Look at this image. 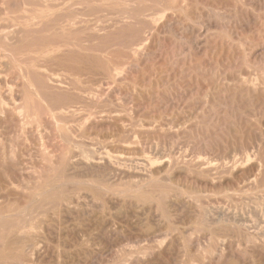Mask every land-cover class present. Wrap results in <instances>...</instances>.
Here are the masks:
<instances>
[{"label":"rangeland","instance_id":"obj_1","mask_svg":"<svg viewBox=\"0 0 264 264\" xmlns=\"http://www.w3.org/2000/svg\"><path fill=\"white\" fill-rule=\"evenodd\" d=\"M61 1L0 0L1 264H264V0Z\"/></svg>","mask_w":264,"mask_h":264},{"label":"bare ground","instance_id":"obj_2","mask_svg":"<svg viewBox=\"0 0 264 264\" xmlns=\"http://www.w3.org/2000/svg\"><path fill=\"white\" fill-rule=\"evenodd\" d=\"M38 1H39V0H38ZM90 1H91V0H90ZM123 1H124V0H123ZM131 1H132V0H131ZM131 1H129V4H130ZM61 2H62V4H63V0H62ZM84 2H85V1H84ZM86 2H87V1H86ZM132 2H133V1H132ZM145 2H146V1H145ZM48 3H49V1H48ZM57 3L59 4V2H57ZM75 3H76V2H75ZM58 4H57V5H58ZM79 4H80V2H79ZM143 4H144V3H143ZM52 5H53V3H52ZM72 5H73V4H72ZM81 5H82V4H81ZM146 5H148V4H146ZM150 5H151V3H150ZM82 6H83V5H82ZM131 6H132V5H131ZM138 6H140V5H138ZM143 6H144V5H143ZM52 7H53V6H52ZM74 7L76 8V5H75ZM74 7H72V8H74ZM145 7H146V6H145ZM40 8H41V7H40ZM63 8H64V7H63ZM72 8H71V9H72ZM77 8H78V6H77ZM77 8H76V9H77ZM82 8H83V7H82ZM180 8H181V7H180ZM182 8H183V7H182ZM44 9H45V8H44ZM65 9H67V8H65ZM78 9H79V8H78ZM78 9H77V10H78ZM80 9H81V8H80ZM153 9H154V8H153ZM153 9H152V11H154ZM155 9H157V8H155ZM69 10H70V9H68L67 11L70 12ZM81 10H82V9H81ZM85 10H87V9H85ZM85 10H84V11H85ZM129 10H130V9H129ZM144 10H145V9H144ZM150 10H151V9H150ZM158 10H159V9H158ZM67 11H66V12H67ZM88 11H89V9H88ZM117 11H118V10H117ZM139 11H140V10H139ZM145 11H146V10H145ZM145 11H143V12H145ZM160 11H161V10H160ZM171 11H172V9H171ZM73 12H74V11H73ZM76 12H77V11H76ZM155 12H156V11H155ZM85 13H86V11H85ZM60 14H61V13H60ZM63 14H64V13H63ZM67 14H68V13H67ZM128 14H129V13H128ZM147 14H150V13H147ZM119 15H120V14H119ZM121 15H122V14H121ZM136 15H137V14H136ZM70 16H71V15H70ZM70 16H69V17H70ZM74 16H76V15H74ZM147 16H148V15H147ZM118 17H119V16H118ZM127 17H128V16H127ZM0 18H1V17H0ZM57 18H58V17H56V19H57ZM59 18H60V15H59ZM66 18H68V17H66ZM131 18H132V17H131ZM134 18H135V17H134ZM141 18H142V17H141ZM141 18H140V19H141ZM60 19H61V18H60ZM64 19H65V18H64ZM114 19H115V18H114ZM125 19H126V18H125ZM63 21H64V20H63ZM75 21H76V20H75ZM78 21H79V20H78ZM78 21H77V22H78ZM80 21H82V20L80 19ZM136 21H137V20H136ZM133 22H134V21H133ZM60 23H61V22H60ZM74 23H75V22H74ZM129 25H131V24H129ZM1 26H2V25H1ZM1 26H0V27H1ZM2 27H3V26H2ZM55 28H56V27H55ZM85 28H86V27H85ZM83 29H84V28H83ZM136 31L139 32V30H136ZM0 32H1V31H0ZM7 34H8V33H6V35H7ZM84 35H85V34H84ZM0 36H3V35H0ZM5 37H6V36H5ZM76 37H77V36H76ZM71 38H72V37H71ZM3 39H4V37H3ZM80 39H81V36H80ZM80 39H79V40H80ZM86 39H87V38H86ZM4 40H5V39H4ZM4 40H3V41H4ZM52 40H54V39H52ZM75 40H76V39H75ZM81 40H82V39H81ZM73 41H74V40H73ZM77 41H78V40H77ZM82 41L84 42V40H82ZM1 42H2V41H1ZM1 42H0V43H1ZM48 42H49V41H48ZM52 43H53V42H52ZM67 45H68V44H67ZM69 45H71V44H69ZM59 46H61V45H59ZM74 46H75V45H74ZM88 46H89V45H88ZM54 47H57V46H54ZM61 47H62V46H61ZM69 48H70V47H69ZM88 48H89V47H88ZM47 49H48V48H47ZM47 49H44L45 53H46V50H47ZM52 49H53V47H52ZM56 49H57V48H56ZM70 49H71V48H70ZM64 50H65V49H64ZM48 51H49V49L47 50V52H48ZM66 51H67V50H66ZM75 52H76V49H75ZM78 52H79V51H78ZM42 53H43V52H42ZM42 53H41V54H42ZM70 53L73 54L72 52H70ZM70 53H69V54H70ZM80 53H81V52H80ZM82 53H83V52H82ZM86 53H87V52H86ZM4 54H5V53H4ZM71 54H70V56H71ZM76 54H77V53H76ZM55 55H56V54H55ZM59 55H62V54H59ZM63 55H65V54H63ZM67 55H68V54H67ZM87 55H88V53H87ZM70 56H68V57H70ZM74 56H75V55H74ZM60 57L62 58V56H59V58H60ZM72 57H73V56H72ZM84 57H85V56H84ZM54 59H55V58H54ZM42 60H45V58L39 60V61H40L39 63H42V62H43ZM55 60H56V59H55ZM41 61H42V62H41ZM45 61H46V60H45ZM45 61H44V62H45ZM47 61H48V60H47ZM49 62H51V61H49ZM52 62H53V61H52ZM45 63H46V62H45ZM47 63H48V62H47ZM47 63H46V64H47ZM35 65H36V64H35ZM31 66H32V65H31ZM40 66H42V65H40ZM103 67H104V66H103ZM40 68H41V67H40ZM66 70H67V69H66ZM35 71H36V70H35ZM37 71H38V70H37ZM38 72H39V71H38ZM52 72H53V71H52ZM111 73H112V72H111ZM40 74H41V72H40ZM50 74H51V73H50ZM43 75H44V74H43ZM62 75H63V74H62ZM50 76H51V75H50ZM44 77H46V76L44 75ZM51 77H52V76H51ZM54 77H55V76H54ZM49 78H50V77H49ZM49 78L47 77V80H48ZM59 78H60V77H58V79H59ZM58 79L56 78V80H58ZM61 79L63 80L62 77H61ZM36 80H37V79H36ZM52 80H54V78H52ZM62 80H60V81L62 82ZM67 80H68V79H67ZM71 80H73V79H70V81H71ZM50 81H51V80H50ZM58 81H59V80H58ZM36 82H37V81H36ZM51 82H53V81H51ZM56 82H57V81H56ZM73 82H74V81H73ZM57 83H60V82H57ZM62 83H63V82H62ZM67 83H68V82H67ZM55 84H56V83H55ZM55 84H54V86H55ZM68 84H69V83H68ZM74 84H75V83H74ZM57 85H58V84H57ZM57 85H56V86H57ZM60 85H61V84H60ZM76 85H77V84H76ZM76 85H75V86H76ZM42 86H43V85H42ZM51 86H52V85H51ZM58 86H59V85H58ZM61 86H62V85H61ZM75 86H74V87H75ZM45 87H46V86H45ZM59 87H60V86H59ZM71 87H73V86H71ZM6 92H9V91H6ZM10 93H11V92H10ZM10 93H9V94H10ZM3 94H4V93H3ZM9 94H8L7 97H9ZM4 95H5V94H4ZM5 96H6V95H5ZM3 97H4V96H3ZM3 97L1 96V99H2L3 102H4L5 100L3 99ZM10 97H11V95H10ZM5 99H6V97H5ZM26 99H27V98H26ZM29 99H30V98H29ZM2 100H1V101H2ZM7 100H8V99H7ZM7 100H6V101H7ZM7 102H8V101H7ZM1 104H2V103H1ZM4 104H5V103H4ZM9 104H10V102H9ZM33 104H35V103H33ZM6 106L8 107V104H7ZM33 106H34V105H33ZM1 108H2V106H1ZM14 108H15V107H14ZM21 108H22V107H21ZM57 108H58V107H57ZM60 108H61V107H60ZM67 108H68V107H67ZM11 109H12V107H11ZM51 109H52V108H51ZM53 109H55V108L53 107ZM61 109L64 110L65 108L62 107ZM68 109H70V108H68ZM3 110H4V109H3ZM16 110H17V109H16ZM65 110H66V109H65ZM70 110H71V109H70ZM70 110H68V111H70ZM0 111H1V109H0ZM18 111H19V110H18ZM48 111H49V110H48ZM66 111H67V110H66ZM73 111H74V110H73ZM3 112H4V111H3ZM16 112H17V111H16ZM21 112H22V111H21ZM5 113H6V112H5ZM5 113H4V114H5ZM17 113H18V112H17ZM30 113H31V112H30ZM45 113H47V112H45ZM59 113H61V114H60V116H61V115H62V112H61V111L58 112V113H56V114H59ZM1 114L4 115L2 112H1ZM6 114H7V113H6ZM48 114L50 115L51 113H48ZM73 114H74V113H73ZM8 115H9V114H8ZM30 115H31V114H30ZM52 115H53V114H52ZM52 115H50V116H52ZM63 115H64V114H63ZM66 115H67V114H66ZM33 116H34V115H33ZM53 116H54V115H53ZM53 116H52V117H53ZM68 116H69V115H68ZM58 117H59V116H58ZM58 117H57V118H58ZM19 118H20V117H19ZM49 118H50V117H49ZM53 118H54V117H53ZM55 118H56V117H55ZM57 118H56V119H57ZM60 118H61V117H60ZM1 119H2V118H1ZM7 119H8V118H7ZM15 119H16V118H15ZM21 119H23V118L21 117ZM21 119H20V121H21ZM51 119H52V118H51ZM61 119H63V118H61ZM2 120H3V119H2ZM29 120H30V119H29ZM45 120H46V119H45ZM52 120H54V119H52ZM52 120H51V122H52ZM59 121H60V119H59ZM62 121H64V120H61L60 123H62ZM5 122H6V120H5ZM15 122H16V121H15ZM23 122H24V120H23ZM46 122H47V121H46ZM55 122H56V120H55ZM57 122H58V120H57ZM57 122L54 123V124H57ZM17 123H18V122H17ZM21 123H22V122H21ZM21 123H20V124H21ZM27 123H28V122H27ZM60 123H58V124H60ZM63 123H64V122H63ZM1 124H2V123H1ZM25 124H26V123H25ZM29 124H30V123H29ZM37 124H38V123H37ZM37 124H36V126H38ZM64 124H65V123H64ZM15 125H16V124H15ZM22 125H23V124H22ZM6 126H7V125H6ZM19 126H20V125H19ZM24 126H25V125H24ZM45 126H46V125H45ZM56 126H57V125H56ZM58 126H59V128H60L59 131H62L64 134H66V137H67V139H68V136H67V135H68L69 133H68L67 129H65L66 125H65V127H64V126H61V125H58ZM1 127H2V126H1ZM16 127H17V126H16ZM16 127H14V128H16ZM33 127H34V126H33ZM43 127H44V126H43ZM11 128H12V127H11ZM14 128H13V129H14ZM21 128H22V129H21ZM21 128H20V129L23 130V127H21ZM24 128H25V127H24ZM35 128H36V127H35ZM39 128H40V127H39ZM13 129H12L11 131H13ZM25 129H26V128H25ZM32 130H33V129H32ZM34 130H36V129H34ZM42 130H43V129H42ZM45 130H46V129H45ZM45 130H44V131H45ZM57 130H58V129H57ZM16 131L19 132V130H16ZM24 131H25V130H24ZM24 131H23V132H24ZM36 131H37V130H36ZM8 132H9V131H8ZM13 132H14V131H13ZM21 132H22V131H21ZM33 132H34V131H33ZM38 132H39V131H38ZM30 133H32V132H30ZM16 134H17V133H16ZM27 134H28V132H27ZM61 134H62V133H61ZM61 134H60V135H61ZM12 135H14V134L12 133ZM19 135H21V134H19ZM24 135H25V134H24ZM34 135H35V134H34ZM34 135H32V136H34ZM39 135H41V134H39ZM63 136H64V135H63ZM11 138H12V137H11ZM31 138L33 139V137H31ZM39 138H40V137H39ZM41 138H42V137H41ZM41 138H40V139H41ZM13 139H14V138H13ZM24 139H25V138H24ZM65 139H66V138H65ZM1 140H2V139H1ZM22 140H23V139H22ZM23 141H24V140H23ZM40 141H41V140H40ZM0 143H1V141H0ZM35 143H36V142H35ZM39 143H40V142H39ZM39 143H38V144H39ZM19 144H20V142H19ZM19 144H18V145H19ZM22 144H23V143H22ZM40 144H41V143H40ZM40 144H39V145H40ZM1 145H2V144H1ZM39 145H38V146H39ZM4 146H5V145H4ZM7 147H8V146H7ZM9 147H10V145H9ZM9 147H8L7 149H9ZM11 147H12V146H11ZM19 147H20V145H19ZM69 147H70V146H69ZM1 148H2V147H1ZM13 148H14V147H13ZM7 149H6V150H7ZM44 149H46V148H44ZM68 149H69V148H68ZM0 151H1L2 156H5L6 153H7V152L2 151V149H1ZM18 151H19V150H18ZM41 151L43 152V151H45V150H41ZM69 151H70V150H69ZM8 152H9V151H8ZM11 152H12V151H10V153H11ZM14 152H15V150H14ZM14 152H13V154H14ZM16 152H17V151H16ZM45 152H47V151H45ZM74 152H75V151H74ZM10 153H9V154H10ZM88 153H89V152H88ZM105 153H106V152H105ZM105 153H104V154H105ZM15 154H17V153H15ZM18 154H19V153H18ZM67 154H68V153H67ZM82 154H83V153H82ZM7 155H8V154H7ZM20 155H21V154H20ZM71 155H72V154H71ZM106 155H107V154H106ZM14 156H15V155H14ZM18 156H19V155H18ZM76 156H78V155H76ZM76 156H75V157H76ZM86 156H87V155H86V153H85V157H86ZM89 156H90V155H89ZM0 157H1V156H0ZM41 157H42V156H41ZM81 157H82V156H81ZM85 157H84V158H85ZM98 157H99V156H98ZM108 157H109V156H108ZM108 157H107V158H108ZM10 158H11V157H10ZM44 158H45V157H43V159H44ZM72 158H74V155H72ZM77 158H78V160H79V157H77ZM77 158H76V159H77ZM84 158H83V159H84ZM89 158H90V157H88L87 159H89ZM93 158H94V157H93ZM93 158H92V159H93ZM114 158H115V157H114ZM114 158H112V159H114ZM0 159H1V158H0ZM5 159H6V158H5ZM8 159H9V158H8ZM19 159H20V158H19ZM45 159H47V157H46ZM45 159H44V160H45ZM101 159H102V158H101ZM110 159H111V158H110ZM115 159H117V158H115ZM74 160H75V158H74ZM74 160H73V161H74ZM78 160H77V163L79 162ZM95 160H96V159H95ZM102 160H103V159H102ZM105 160H107V159H105ZM117 160H118V159H117ZM7 161H8V160H7ZM10 161H11V160H10ZM19 161H20V160H19ZM81 161H82V160H81ZM110 161H116V160H110ZM110 161H109V162H110ZM91 163H92V162H91ZM107 163H108V162H107ZM112 163H113V162H112ZM113 164H114V163H113ZM18 166H19V165H18ZM110 166H111V167H114L113 165H110ZM116 168H117V167H116ZM131 177H132V176H131ZM249 183H250V182H249ZM6 185H7V184H6ZM4 186H5V185H4ZM4 186H3V187H4ZM2 189H3V188H2ZM8 189H9V188H8ZM0 194L5 195V191H4V193H1V192H0ZM0 197H2V196H0ZM67 201H68V200H67ZM62 203H63V202H62ZM69 203H70V201H69ZM63 204H64V203H63ZM25 206H26V205H25ZM66 206H67V205H66ZM7 207H8V206H7ZM26 207H27V206H26ZM8 208H9V207H8ZM12 208H14V207H12ZM3 209L5 210V207H4ZM20 211H21V210H20ZM24 211H25V208H24L23 212H24ZM19 213H20V212H19ZM15 214H17V213H15ZM232 214H233V213H232ZM232 214H231V215H232ZM234 214H235V213H234ZM234 214H233V215H234ZM29 215H30V214H29ZM233 215H232V217H233ZM0 216H1V215H0ZM1 217H2V216H1ZM26 217H27V216H26ZM28 217H30V216H28ZM226 217H227V216H226ZM229 217H230V214H229ZM234 217H236V216H234ZM261 218H262V217H261ZM232 219H233V218H231V220H232ZM235 219H236V218H235ZM25 220H27V219L25 218ZM28 220H29V219H28ZM228 220H229V218H228ZM16 221H17V220H16ZM20 221H21V219H20ZM241 221H242V219H241ZM25 222H26V221H25ZM12 223H13V222H12ZM15 223H16V222H14V224H13L14 226H15ZM244 223H245V222H244ZM8 224H9V223H8ZM240 224H241V223H240ZM245 224H246V223H245ZM257 224L260 225L259 222H258ZM9 225H10V224H9ZM261 226H262V224H261ZM261 226H260V228H261ZM263 226H264V225H263ZM7 227H8V226H6V228H7ZM9 227H10V226H9ZM35 227H36V226H34V228H35ZM246 227H247V226H246ZM257 228H258V227H257ZM257 228H256V229H257ZM248 229L251 230L252 228L250 229V226H249ZM254 229H255V227H254ZM261 229H262V228H261ZM261 229H258V231L261 230ZM7 230H8V229H7ZM44 230H45V229H44ZM35 231H36V230H35ZM255 231H256V230H255ZM262 231H263V229H262ZM39 232L41 233L40 230H39ZM5 233H6V232H5ZM12 233H13V232H12ZM15 233H16V236H17L18 240H20L22 243H23V241H24V243H25V242H28V243H30L31 246H32V245L35 246L38 242H40V241L37 242V240H35V238H36V233L33 232V225H32L31 223H30V224H29V223H25V224H23V225H22V224L18 225V227L15 228ZM15 233H14V234H15ZM229 233H230V232H229ZM12 235H13V234H12ZM227 235H228V234H227ZM4 236H5V235H4ZM4 236H3V237H4ZM42 236H43V234H42ZM249 236H250V235H249ZM256 236H257V234H256ZM244 237H245V236H244ZM244 237H243V238H244ZM259 237H260V235H259ZM240 238H241V237H240ZM240 238H239V239H240ZM245 238H246V237H245ZM256 238H257V237H256ZM1 239H2V238H1ZM250 239H251V238H250ZM259 239H260V238H259ZM262 239H263V237H262ZM10 240H11V239H10ZM16 240H17V239H16ZM18 240H17V241H18ZM39 240H40V239H39ZM245 240H246V239H245ZM259 241H260V240H259ZM4 242H5V240H4ZM11 242H12V241H11ZM41 242H43V241H41ZM242 242H243V241H242ZM17 243H18V242H17ZM22 243H21V244H22ZM24 243H23V244H24ZM45 243H46V242H45ZM45 243H43V244H45ZM6 244H7V243H6ZM23 244H22V245H23ZM38 244H39V243H38ZM38 244H37V246H39ZM40 244H41V243H40ZM19 245H20V244H19ZM24 245H25V244H24ZM27 245H28V247H29V244H27ZM8 246H9V245H8ZM25 246H26V245H25ZM25 246H23V247H25ZM28 247H26V248L28 249ZM41 247H42V246H41ZM18 248H19V246L16 245L15 242H14L13 245H12V243H11V245L7 248V250H8L7 253L9 254V253L13 252V250L16 251V249H18ZM26 248H25V250H26ZM32 251H33V250H32ZM34 251H35V249H34ZM29 252H30V251H29ZM26 253H27V252H26ZM36 253H37V252H36ZM39 253H40V252H39ZM39 253H38V254H39ZM3 254H4V252H3ZM13 254H14V253H13ZM30 254H31V253H30ZM9 255H10V254H9ZM31 255H32V254H31ZM32 256H33V255H32ZM4 257L6 258V256H4ZM8 257H9V256H8ZM10 257H12V256H10ZM10 257H9V259H10ZM12 259H13V257H12ZM12 259H11V260H12ZM6 260H7V259H5V261H6ZM11 260H8V261H11ZM13 260H14V259H13ZM13 260H12V261H13ZM17 260H19V259H17ZM2 261H4V260H2ZM24 261H25V260H24ZM29 261L31 262V260H29ZM14 262H15V261H14ZM27 262H28V261H27ZM11 263H13V262H11ZM25 263H26V262H25ZM0 264H1V261H0ZM3 264H4V262H3ZM14 264H16V263H14ZM17 264H18V263H17Z\"/></svg>","mask_w":264,"mask_h":264}]
</instances>
